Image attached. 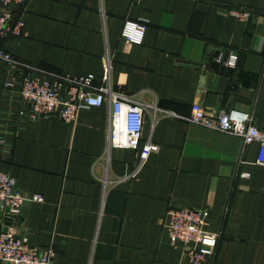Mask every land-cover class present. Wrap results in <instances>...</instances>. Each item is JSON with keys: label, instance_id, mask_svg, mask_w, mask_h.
I'll return each mask as SVG.
<instances>
[{"label": "crops", "instance_id": "0c3cea01", "mask_svg": "<svg viewBox=\"0 0 264 264\" xmlns=\"http://www.w3.org/2000/svg\"><path fill=\"white\" fill-rule=\"evenodd\" d=\"M231 8L252 12L236 18ZM24 27L2 40L34 75L92 74L97 86L154 100L141 143L159 146L139 168V150L107 148L111 106L81 108L74 123L56 115L10 129L0 170L42 202L21 208L18 233L55 250L53 264H188V244L170 243V204L205 208V229L220 231L204 264H264V166L258 144L191 124V104L216 114L248 112L264 130V0H25ZM148 20L137 42L121 38L125 20ZM237 54L234 68L213 55ZM112 56L107 79L104 56ZM0 60V129L6 121ZM9 133V134H10ZM248 172V177L240 176ZM122 178L105 186L100 178ZM0 228L5 224L1 217Z\"/></svg>", "mask_w": 264, "mask_h": 264}, {"label": "built area", "instance_id": "2783aa9c", "mask_svg": "<svg viewBox=\"0 0 264 264\" xmlns=\"http://www.w3.org/2000/svg\"><path fill=\"white\" fill-rule=\"evenodd\" d=\"M25 0H0V42L10 36H20L24 21L16 16L15 9ZM238 19L248 20L252 12L247 9L231 8ZM148 27V20H125L121 38L137 42ZM215 58L226 66L234 68L237 54L225 49ZM0 60L7 66L3 84V110L6 122L0 129V150L8 153L11 146L10 129H17L27 121L47 115L59 116L66 122L74 123L81 108L111 106L107 148L101 158L110 161L113 148L139 150V168L159 146L153 142L141 143L143 126L147 114L155 120L163 112L154 100L142 96L118 94L112 86H97L92 74L63 75L49 74L45 77L34 75L35 68L17 60L0 45ZM107 79L111 72L112 56L107 49L104 56ZM167 114L166 112H163ZM168 115V114H167ZM187 120L194 125L240 137L243 145L258 144L256 163L264 166V130L253 122L252 115L236 109L208 112L200 101L191 104ZM10 133V134H9ZM248 172L240 176L248 177ZM105 186H115L122 178L109 180L99 177ZM16 178L0 170V208L8 216H18L27 201L42 202L41 194L26 196L16 188ZM209 210L170 204L164 220V229L170 243L188 244V264H204L213 255L220 231L205 229ZM14 224V223H13ZM13 224L0 228V264H53L55 250L52 247L39 248L32 245L25 235L18 233Z\"/></svg>", "mask_w": 264, "mask_h": 264}, {"label": "water", "instance_id": "95a60500", "mask_svg": "<svg viewBox=\"0 0 264 264\" xmlns=\"http://www.w3.org/2000/svg\"><path fill=\"white\" fill-rule=\"evenodd\" d=\"M222 50H224L223 48H218L216 51H215V54L213 55V57H215L220 51H222ZM227 111V110H226ZM1 203V202H0ZM1 217H3L4 218V220H5V224H7V225H11L12 223H13V221H14V219H18V224H20V216H8V215H6V214H4L3 212H2V214H1Z\"/></svg>", "mask_w": 264, "mask_h": 264}, {"label": "trees", "instance_id": "16d2710c", "mask_svg": "<svg viewBox=\"0 0 264 264\" xmlns=\"http://www.w3.org/2000/svg\"><path fill=\"white\" fill-rule=\"evenodd\" d=\"M17 16V15H16ZM1 42H2V40H1ZM0 42V45L2 46V43ZM3 47V46H2Z\"/></svg>", "mask_w": 264, "mask_h": 264}]
</instances>
